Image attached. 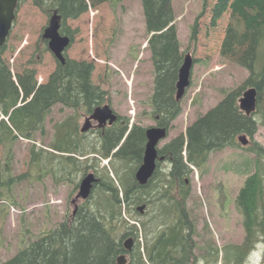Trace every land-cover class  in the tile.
I'll use <instances>...</instances> for the list:
<instances>
[{
	"label": "trees",
	"instance_id": "obj_1",
	"mask_svg": "<svg viewBox=\"0 0 264 264\" xmlns=\"http://www.w3.org/2000/svg\"><path fill=\"white\" fill-rule=\"evenodd\" d=\"M27 1L19 0L18 8ZM32 1L50 15L56 11L62 17L61 33L69 35L73 43L76 30L68 26L69 19L81 17L91 6L97 8L117 0ZM142 2L155 73L151 115L169 130L182 112L176 94L185 55L173 0ZM227 12L230 20L220 54L248 69L244 82L160 149L164 160L158 161L155 174L146 185H141L135 175L143 162L146 127L133 124L129 129L128 119L124 124L107 126L98 133V139L86 140L88 131L80 129L78 114L58 122L50 148L53 156L59 157L54 169H59L60 179L74 183L77 189L80 185L75 174L86 175L94 168L98 181L90 196L67 213L56 228L2 264H117L121 254L129 256L126 264H197V231L188 209L192 195L189 175L192 166L202 169L213 152L227 147L257 153L255 159L246 160L247 177L236 197L246 231L242 244L236 248L240 261L237 264L259 241L264 242V147L254 140L259 129L255 112L246 114L239 103L248 88L256 87V113L261 112L264 118V0H217L211 24L216 25ZM192 30L194 40L199 30L197 19ZM6 50L7 42L0 48V143L4 145H11L20 137L32 139L36 132L46 133L47 117L56 104L92 114L109 98V91L93 80L96 66L92 61L73 59L65 52L66 61L57 59L56 69L39 83L35 68L13 73L5 58ZM20 101L22 104L17 106ZM242 135L249 136L254 144L242 145ZM35 147L36 143L31 149L32 161L39 163L45 149L36 151ZM102 158L109 159V167L100 169ZM161 161L168 163L164 175H160ZM11 175L10 168L0 159V197L4 187L29 172L19 177ZM140 204L150 206L153 215L145 218L150 211L144 217L138 209ZM132 205H139L137 213L145 219L137 217L132 222ZM129 237L135 240L132 250L124 244Z\"/></svg>",
	"mask_w": 264,
	"mask_h": 264
},
{
	"label": "rangeland",
	"instance_id": "obj_2",
	"mask_svg": "<svg viewBox=\"0 0 264 264\" xmlns=\"http://www.w3.org/2000/svg\"><path fill=\"white\" fill-rule=\"evenodd\" d=\"M216 2L173 0L182 50L185 56L191 54L194 64L191 85L181 99L182 112L172 122L169 137L160 143V148L185 132L200 115L217 105L249 76L247 68L220 54L230 15L225 13L216 25H212V9ZM51 16L32 0L17 9L5 53L13 73L35 68L41 83L56 69L57 58L43 38ZM196 19L199 30L197 38L192 40ZM67 23L76 30V34L66 53L70 58L95 63L93 80L109 91L106 103L129 119V129L133 124L146 128L154 126L156 121L151 115L150 98L154 91L155 73L142 0H117L105 2L97 8L91 6L81 17L69 19ZM75 114L79 115L81 129L86 124V111L56 104L47 117L46 133L36 132L32 139L20 137L8 146L0 143V159L10 168L11 176L19 177L29 172L23 179L4 187L0 197V264L56 228L67 213L84 201L79 196L80 186L76 189L74 183L60 179L59 169H54L59 157L53 156L50 148L55 125ZM254 117L259 121L254 140L264 147V118L261 112L256 111ZM90 129L86 140L98 139L99 134ZM245 136L248 140L246 146L253 145V139ZM34 143L36 151L45 149L39 163L32 161ZM256 157V152L227 147L213 152L202 169L192 168L189 175L192 195L188 209L197 231V264H237L236 248L242 244L246 231L236 197L247 177L244 173L246 160ZM161 162L160 175H164L168 163ZM104 165L109 167V159H101L100 169ZM90 172L97 171L92 168L87 171ZM102 174L100 171L99 175ZM84 176L85 172L75 174L79 185ZM137 206L132 205L135 215L132 222L137 217L145 219L153 215L150 206L144 213L140 212L144 215L150 211L147 217L138 215ZM126 217L129 218L127 213ZM241 264H264V242L259 241Z\"/></svg>",
	"mask_w": 264,
	"mask_h": 264
},
{
	"label": "water",
	"instance_id": "obj_3",
	"mask_svg": "<svg viewBox=\"0 0 264 264\" xmlns=\"http://www.w3.org/2000/svg\"><path fill=\"white\" fill-rule=\"evenodd\" d=\"M19 0H0V48L6 44L7 39L11 33L14 21L17 17V9ZM62 17L55 11L49 21L48 26L45 28L43 38L48 41L50 50L54 53L56 58L62 63L66 61L65 52L72 43V38L69 35L61 33ZM194 59L191 54L185 56L184 62L179 71V79L177 82L176 100L181 101L186 89L191 85V76L193 69ZM240 108L246 114L251 115L257 110L258 105V89L254 86L248 88L239 100ZM20 101L17 106H20ZM118 115L109 103L103 106H98L91 116L87 117L86 124L82 127L83 132L89 131L91 128L92 120L100 122V126H105L108 123L113 124L117 121ZM168 128L165 126H150L146 130L147 143L144 152L143 162L136 171V179L141 185H146L155 174L158 167V161L164 160L160 155V143L167 139ZM243 145H246L248 140L245 135L239 137ZM98 181L96 175L92 172L87 173L80 183L79 196L87 199L93 188L94 184ZM146 205H140L139 211L144 212ZM133 237H129L125 241V248L130 250L132 248ZM128 258L126 254H121L117 259V264H126Z\"/></svg>",
	"mask_w": 264,
	"mask_h": 264
},
{
	"label": "flooded vegetation",
	"instance_id": "obj_4",
	"mask_svg": "<svg viewBox=\"0 0 264 264\" xmlns=\"http://www.w3.org/2000/svg\"><path fill=\"white\" fill-rule=\"evenodd\" d=\"M115 111V110H114ZM115 113H117L116 111H115ZM117 115H118V119H117V123H125L127 120H128V118L127 117H124V116H122L121 114H119V113H117ZM89 116H91V114H88V116L87 117H89ZM87 117H86V119H87ZM156 121V120H155ZM109 125H111V124H107V125H105V126H100V122H98V121H96V120H92V123H91V129L90 130H95V132L96 133H99L101 130H104L107 126H109ZM154 126H163V125H161L160 123H158V120L156 121V124L154 125ZM82 129V128H81ZM89 132V131H88ZM170 133V132H169ZM169 133H168V137H169ZM135 246V240L133 241V243H132V248L130 249V250H132L133 249V247ZM127 256V255H126ZM128 258V257H127ZM129 259V258H128ZM128 262V261H127ZM126 262V263H127Z\"/></svg>",
	"mask_w": 264,
	"mask_h": 264
}]
</instances>
